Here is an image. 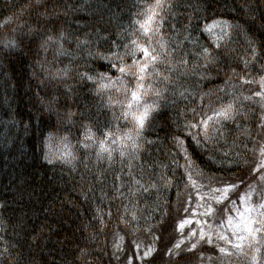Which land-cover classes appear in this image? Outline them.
Listing matches in <instances>:
<instances>
[{
  "label": "trees",
  "instance_id": "1",
  "mask_svg": "<svg viewBox=\"0 0 264 264\" xmlns=\"http://www.w3.org/2000/svg\"><path fill=\"white\" fill-rule=\"evenodd\" d=\"M137 3L149 5L155 0H0V40L20 37L27 44L31 39L27 35L29 28L37 30L35 43L27 47L21 44L19 55L0 51V264H125L127 256H137L134 245L140 242L159 249L154 259L144 260L145 264H170L165 253L182 238L176 224L186 217L184 206L189 197L186 177L181 179L184 168H177L185 160L173 137L184 140L186 147L191 144L188 151L205 177L198 183L207 185V177L211 176L225 181L232 178L238 183L235 178L242 176L244 186L232 199L238 200L251 185L253 202H261L264 182L252 169L264 160L260 154L264 129L259 127L264 101L255 96L252 101L242 99L259 91V85L242 86L241 77L258 81L264 76V72L256 70L264 66V58L256 61L254 68H244L245 60L252 61L251 47L264 42V0H166L172 7L162 13L168 23L160 36L170 42L169 51L174 55L156 71L168 75L166 65L182 62L186 54L189 63L173 74L180 86L177 93L169 90L167 103L153 114L143 131V139L154 143L144 144L136 156L129 155L123 161L118 152L114 153L111 164L106 158L97 161L95 148L85 151L80 147L83 124L91 125L96 139H103V132L109 129L113 132L119 129V135L133 127L115 105L127 103L123 91L116 89L134 87V78L126 76L124 85H115L97 95L98 85L81 80L80 74L98 77L99 73H105L113 80L120 76L108 61L89 53L109 55L117 50L113 47V42H117L124 56V45L131 39L144 43L142 37L132 35L131 21L141 10L134 7ZM216 20L238 26L226 29L231 34L230 42L223 44L218 54L207 34L201 35L205 25ZM173 25L175 31L171 30ZM189 34L191 41L185 40ZM48 35L69 54H59L57 44L47 50L41 48L40 42ZM77 41L87 44L77 48ZM195 41L209 47L219 61L203 67L204 58L191 55L199 52ZM260 51L264 57V50ZM115 62L119 65V61ZM123 62L131 65L130 53ZM66 67L71 68L66 80L49 78V73ZM181 72L187 74L181 76ZM185 90L194 95L180 98L178 92ZM203 93H210L205 104L225 93L229 94L225 103L238 97L239 115L235 123L225 122V135L218 143L212 141L206 147H197L186 136L188 130L184 125L193 121V108L200 111ZM109 97L114 107L106 106ZM146 99L151 103V97ZM49 106L51 112L47 110ZM68 112L75 113L70 123L66 122ZM199 119L197 115L195 120ZM49 134L52 139L46 149L45 138ZM64 136L69 137L77 157L74 168L59 160L50 165L44 158L46 151L53 158L63 150L60 138ZM211 150L216 155L210 159ZM85 164L89 172L85 171ZM101 173L106 177L103 183L93 179ZM130 175L146 187L152 184L156 187L143 192L129 179ZM115 176H122L123 181H115ZM169 179L177 187L166 188ZM114 183L116 187L123 183L122 197ZM177 192L181 194L179 197ZM133 215L136 220H132ZM122 217L127 222H122ZM118 234L123 237L122 252H115L119 249L114 246ZM154 237L160 239L156 241ZM201 252L205 257L219 256L205 244L194 254L178 260L173 256L171 264H201ZM116 255L122 258L116 259ZM134 264H138L137 258ZM203 264H208L207 260ZM217 264L221 261L217 260ZM224 264L246 262L233 256Z\"/></svg>",
  "mask_w": 264,
  "mask_h": 264
},
{
  "label": "snow or ice",
  "instance_id": "2",
  "mask_svg": "<svg viewBox=\"0 0 264 264\" xmlns=\"http://www.w3.org/2000/svg\"><path fill=\"white\" fill-rule=\"evenodd\" d=\"M31 7V6H29ZM134 7L141 9L135 13V18L131 21L132 35L142 37L144 43L141 44L137 39H131L125 47V54L122 56L119 52V43L113 42V47L117 50L110 52L109 55L102 53H89L90 56L95 58L108 61L111 69H114L120 73V76L115 80L111 76L105 73H99L97 76L88 75L87 73L80 74L81 80H87L93 84L98 85L95 89L97 95H102L106 90L112 89L115 85H124L126 76H132L135 80V86L129 88L125 86L123 89H116L117 91H123L127 103L118 102L117 105L122 109V116L125 121L132 124V129L123 134H117V132L108 131L103 132V139H96L95 132H93L91 125L83 124L81 127L84 129L83 140L80 142V147L85 151L95 148L97 161H102L105 158L111 164L114 160V153H119L121 160L123 161L129 155L136 156L143 148L144 144H152L153 141L143 139V131L149 124L154 113L159 112L161 106L167 103L166 97L169 90H172L173 94L177 93L180 87L176 80L173 79V74L179 72L181 68H185L189 63L188 55L186 54L185 59L178 64H167L168 75H164L156 71L159 65L165 64L174 55V52L169 51V41L164 40L160 33L162 32L164 25L168 21L164 18L162 13L170 11L172 5L166 3V0H155L153 4H141L137 3ZM23 11V9L21 10ZM11 18L5 22L4 27L10 22ZM238 27L233 26L227 21L216 20L210 25H205L201 30V35L207 34L212 49L215 53H219L223 44L230 42V33L226 31L227 28ZM219 28V33L215 32V29ZM175 31V26L171 28ZM36 29L29 28L27 35L31 37L25 44L23 38L10 37L4 40H0V51H6V53H14L19 55L22 51L21 44L29 46L36 41ZM160 39L157 41V37ZM61 38L63 35L61 34ZM107 39V37H105ZM185 40L191 41L192 37L189 34L185 37ZM223 42V43H222ZM250 43H252L250 41ZM57 44L58 53L61 55H68L63 49V45L59 41L55 40L52 35H48L45 39L40 42V47L44 50L50 45ZM87 41H77V48L86 46ZM194 46L199 48V52L192 53L198 58L202 57L205 60L207 67L209 64L216 63L219 61V56L214 55L213 51L209 47L200 45L198 41L194 42ZM264 50V42H261L259 46L251 47L252 61H244V68L247 70L249 67H255V62L264 58L261 56V51ZM133 57L132 65H125L124 58L128 54ZM142 54V58L136 59V55ZM119 61V65L117 62ZM39 63V62H38ZM41 70H45L43 64H40ZM131 69H135L132 71ZM258 72H264V66L256 69ZM71 71L70 67L64 69H57L54 73H49V78L66 80L68 74ZM194 71V70H193ZM186 72H181L180 75H186ZM232 74L235 75V69L232 70ZM250 75V73H249ZM201 79H208L207 76H201ZM149 80L152 83H147ZM147 84V86H146ZM258 84L259 91L253 92L252 95L243 96V100L252 101L253 97H259L261 101H264V76H261L259 80L246 79L241 77V85H252ZM70 88V86H69ZM217 91H223L218 89ZM130 93V96H129ZM178 95L180 98H186L194 93H189L187 90L179 91ZM228 93L224 96H218L215 100L209 99L207 104L204 103L206 97L210 96V93H203L201 95L200 111L197 112L195 108L192 109L193 121L187 122L184 127L188 130L186 136L191 137L192 144L197 147H206L209 142H219V138L225 135L224 124L225 122L232 121L235 123L239 113L236 109V101L238 97H234L232 100H227ZM146 97H151V103L148 102ZM219 105L214 107V105ZM107 107H114L112 104V98L109 97ZM51 112L53 109L49 106L47 109ZM210 113V114H209ZM57 115H59L57 113ZM75 113H67V121L70 123ZM199 115L200 119L195 120V117ZM239 127V125H237ZM260 128L264 129V116L261 117ZM52 139V135L49 134L45 138V148L50 147L49 142ZM63 150L57 153L53 158H50V151L45 152V160L48 164L53 165L57 160L64 164L75 165L73 161L77 159L74 154L73 146L68 136L60 138ZM143 141V143H141ZM173 142L177 146L178 152L183 154L185 164H177V168H184V173L181 179H185V188L189 189L188 202L184 206V212L186 218L179 220L176 224V230L181 234L184 233L185 229L189 225H196L187 233V237L178 240L171 248L168 249L165 255L171 264L173 256L178 260L181 256L186 254H194L206 244L209 249H214L219 253L218 257L208 256L205 257L201 252L199 257L201 264L207 260L208 264H217V260L224 264V261H230L233 256L240 257L246 264H264V194L260 195V203H253L254 201V190L251 185L248 189L241 193L238 200L232 199L241 187L244 186L243 177H236L235 180L239 182H233V179L225 181L221 177H207L209 183L207 185L198 183L199 180L204 179V173L199 170L196 161L192 159V153H189L188 148L191 147L189 144L185 146V141L179 137H173ZM260 154L264 157V146H260ZM216 153L214 150L210 151V159L215 157ZM228 154L226 153L225 156ZM221 166H224V161L221 160ZM239 167V164H236ZM85 171L89 172L88 165H84ZM253 172L260 174V181L264 182V160H261L257 167L252 169ZM194 175L196 179H194ZM93 179L103 183L106 177L103 173L93 176ZM129 179L139 187V190L148 192L150 188H155L156 185L152 184L148 187L140 184L139 180L129 176ZM115 181H123L122 176H115ZM213 184L218 186L212 187ZM116 187L115 190L119 196H123L122 187ZM166 188L177 187L174 181L169 179L165 184ZM196 193V204L195 210H193V216L200 217L192 219L187 217L190 209L188 203L192 200L191 192ZM181 194L177 192L179 197ZM179 208V202L177 210ZM199 210V211H196ZM127 211V208H125ZM111 215V213H109ZM202 218V219H201ZM122 222H127L125 217H122ZM132 220H136L133 215ZM103 223V221H101ZM160 237H154V240L158 241ZM195 241V242H193ZM186 244H190V247H185ZM119 247V245H117ZM139 247V245H136ZM159 249L153 246H147L142 256L129 259L128 264H134V260L139 258L140 260L154 259ZM187 264V262H186Z\"/></svg>",
  "mask_w": 264,
  "mask_h": 264
},
{
  "label": "rangeland",
  "instance_id": "3",
  "mask_svg": "<svg viewBox=\"0 0 264 264\" xmlns=\"http://www.w3.org/2000/svg\"><path fill=\"white\" fill-rule=\"evenodd\" d=\"M219 28H216L215 29V32L216 33H219ZM137 55H139L138 56V59H140V58H142V54H140V53H138ZM133 63V62H132ZM132 63H131V65H132ZM132 71H135V69H131ZM134 80V79H133ZM134 86H135V80H134ZM191 194H192V200H191V202L188 204V207H189V209H190V211H189V213L187 214V217H191L192 219H197V218H200V217H196V216H193V210H195V204H196V193H195V191H192L191 192ZM234 200H237V199H234ZM262 202V201H261ZM254 203V202H253ZM196 211H199V210H196ZM186 218V217H185ZM202 219V218H201ZM193 227H196V225H189L186 229H185V231H184V233L181 235L182 236V238L181 239H184V238H186L187 237V233H188V231H190ZM123 237L120 235V234H118L117 235V238H116V240H115V243H114V246L115 247H117V245H119V247H117V248H119L118 250H116L115 252H118V251H123V247H122V245H123V239H122ZM193 242H195V241H193ZM136 245H139V247H136ZM147 246H152V244H144V243H141L140 242V244L139 243H136L135 245H134V249H135V252L137 253V256L136 257H139V256H142L143 255V252L146 250V248H147ZM116 259H120V258H122L120 255H116V257H115ZM131 258H133V256H129V258H128V256H127V258L125 259L126 260V263L125 264H128V262H129V259H131ZM137 261H138V264H145L144 263V260L142 261V260H140L139 258H137Z\"/></svg>",
  "mask_w": 264,
  "mask_h": 264
}]
</instances>
